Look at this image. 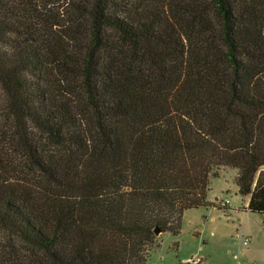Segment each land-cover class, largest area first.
I'll list each match as a JSON object with an SVG mask.
<instances>
[{
  "label": "trees",
  "instance_id": "1",
  "mask_svg": "<svg viewBox=\"0 0 264 264\" xmlns=\"http://www.w3.org/2000/svg\"><path fill=\"white\" fill-rule=\"evenodd\" d=\"M223 167L264 215V0H0V264H146Z\"/></svg>",
  "mask_w": 264,
  "mask_h": 264
},
{
  "label": "rangeland",
  "instance_id": "2",
  "mask_svg": "<svg viewBox=\"0 0 264 264\" xmlns=\"http://www.w3.org/2000/svg\"><path fill=\"white\" fill-rule=\"evenodd\" d=\"M226 168H220L209 185V198L221 208L185 210L179 233H158L159 245L149 250L146 264H264V215L242 209L244 197L234 182L236 170ZM220 199H228L227 205H219ZM244 236L250 237L247 245L242 242ZM7 239L20 246L0 231V246Z\"/></svg>",
  "mask_w": 264,
  "mask_h": 264
},
{
  "label": "built area",
  "instance_id": "3",
  "mask_svg": "<svg viewBox=\"0 0 264 264\" xmlns=\"http://www.w3.org/2000/svg\"><path fill=\"white\" fill-rule=\"evenodd\" d=\"M218 202H219V205H221L223 207V206L227 205L228 199H224V200L220 199ZM242 242L244 244H248L250 242V237L249 236H244L243 239H242Z\"/></svg>",
  "mask_w": 264,
  "mask_h": 264
},
{
  "label": "crops",
  "instance_id": "4",
  "mask_svg": "<svg viewBox=\"0 0 264 264\" xmlns=\"http://www.w3.org/2000/svg\"><path fill=\"white\" fill-rule=\"evenodd\" d=\"M227 169H228V168H226V169H224V170H227ZM230 169H232V168H230ZM224 170H222V172H223ZM222 172H221V173H222ZM235 174H236V171H235ZM235 174H234V176H235ZM207 197H208V200H209V201H213V199H210V198H209V192H208ZM243 197H244V200H243L244 204H243V206H245L246 203H247L248 197H247V196H243ZM215 199H217V198L215 197ZM243 206H242V207H243ZM248 244H249V243H248ZM246 245H247V244H246ZM149 262H150V261H149Z\"/></svg>",
  "mask_w": 264,
  "mask_h": 264
},
{
  "label": "water",
  "instance_id": "5",
  "mask_svg": "<svg viewBox=\"0 0 264 264\" xmlns=\"http://www.w3.org/2000/svg\"><path fill=\"white\" fill-rule=\"evenodd\" d=\"M155 231H156V232H158V230H157V229H156Z\"/></svg>",
  "mask_w": 264,
  "mask_h": 264
}]
</instances>
